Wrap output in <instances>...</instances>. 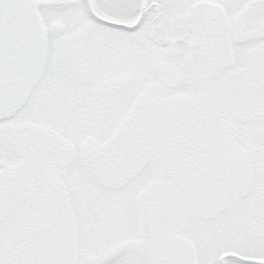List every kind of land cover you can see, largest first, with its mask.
Listing matches in <instances>:
<instances>
[{
	"label": "snow or ice",
	"instance_id": "snow-or-ice-1",
	"mask_svg": "<svg viewBox=\"0 0 264 264\" xmlns=\"http://www.w3.org/2000/svg\"><path fill=\"white\" fill-rule=\"evenodd\" d=\"M0 264H264V0H0Z\"/></svg>",
	"mask_w": 264,
	"mask_h": 264
}]
</instances>
